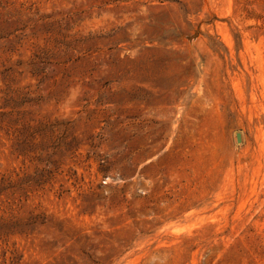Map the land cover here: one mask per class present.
I'll use <instances>...</instances> for the list:
<instances>
[{"label": "rangeland", "instance_id": "374dc122", "mask_svg": "<svg viewBox=\"0 0 264 264\" xmlns=\"http://www.w3.org/2000/svg\"><path fill=\"white\" fill-rule=\"evenodd\" d=\"M0 264H264V0H0Z\"/></svg>", "mask_w": 264, "mask_h": 264}, {"label": "water", "instance_id": "95a60500", "mask_svg": "<svg viewBox=\"0 0 264 264\" xmlns=\"http://www.w3.org/2000/svg\"><path fill=\"white\" fill-rule=\"evenodd\" d=\"M237 139L241 140V134L240 133L237 134Z\"/></svg>", "mask_w": 264, "mask_h": 264}]
</instances>
